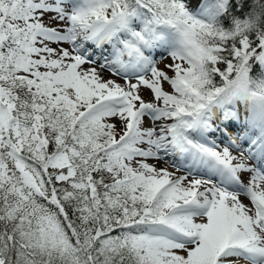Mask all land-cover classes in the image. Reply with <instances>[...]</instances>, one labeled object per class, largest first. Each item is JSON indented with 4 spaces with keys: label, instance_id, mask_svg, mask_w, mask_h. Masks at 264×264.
<instances>
[{
    "label": "snow or ice",
    "instance_id": "obj_1",
    "mask_svg": "<svg viewBox=\"0 0 264 264\" xmlns=\"http://www.w3.org/2000/svg\"><path fill=\"white\" fill-rule=\"evenodd\" d=\"M0 264H264V0H0Z\"/></svg>",
    "mask_w": 264,
    "mask_h": 264
},
{
    "label": "rangeland",
    "instance_id": "obj_2",
    "mask_svg": "<svg viewBox=\"0 0 264 264\" xmlns=\"http://www.w3.org/2000/svg\"><path fill=\"white\" fill-rule=\"evenodd\" d=\"M245 203H247V200H245Z\"/></svg>",
    "mask_w": 264,
    "mask_h": 264
}]
</instances>
